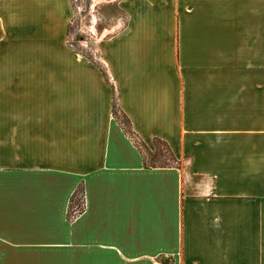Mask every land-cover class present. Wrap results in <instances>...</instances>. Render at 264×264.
Masks as SVG:
<instances>
[{
    "label": "crops",
    "instance_id": "0c3cea01",
    "mask_svg": "<svg viewBox=\"0 0 264 264\" xmlns=\"http://www.w3.org/2000/svg\"><path fill=\"white\" fill-rule=\"evenodd\" d=\"M106 4L94 62L72 0H0V264H264V0Z\"/></svg>",
    "mask_w": 264,
    "mask_h": 264
},
{
    "label": "rangeland",
    "instance_id": "374dc122",
    "mask_svg": "<svg viewBox=\"0 0 264 264\" xmlns=\"http://www.w3.org/2000/svg\"><path fill=\"white\" fill-rule=\"evenodd\" d=\"M107 1L109 0H72L74 15L68 26V45L94 62H98L99 45L102 40L113 33L115 22L119 18L123 19L122 15H116L117 13L106 4ZM116 113L125 124L121 115ZM154 148L153 145L152 154ZM158 151L165 153L164 148L159 144ZM143 153L147 166L160 164L176 166V163L170 159L165 161L158 158V155L152 158L148 153Z\"/></svg>",
    "mask_w": 264,
    "mask_h": 264
},
{
    "label": "trees",
    "instance_id": "16d2710c",
    "mask_svg": "<svg viewBox=\"0 0 264 264\" xmlns=\"http://www.w3.org/2000/svg\"><path fill=\"white\" fill-rule=\"evenodd\" d=\"M114 117L116 118V120L118 121V123L121 125L122 129L124 130V132L128 135V137L133 141V143L138 147V149L140 150V152H142V156H143V161H144V165H146L145 163V159H144V153L146 152L148 153L152 158H155V156L158 155V158L163 159L165 161L167 160H171L173 162L176 163V160L174 159V157L172 156L167 144L159 139H155L153 141V145H154V152L152 154L151 150L148 149L145 144L143 142H141L138 137L136 136V134L131 130L130 125L128 123L127 118L123 115L120 114L121 117L123 118V120L125 121V124H123L122 120L118 117L117 113L114 112ZM158 144L161 145L164 148V151H158ZM150 167H166L169 166L167 164H160V165H149ZM69 218H72L71 214L69 213ZM162 264H171V259L168 258L165 263Z\"/></svg>",
    "mask_w": 264,
    "mask_h": 264
},
{
    "label": "built area",
    "instance_id": "2783aa9c",
    "mask_svg": "<svg viewBox=\"0 0 264 264\" xmlns=\"http://www.w3.org/2000/svg\"><path fill=\"white\" fill-rule=\"evenodd\" d=\"M82 210V198L79 197V203L75 205L72 209H70V214L72 217L78 215Z\"/></svg>",
    "mask_w": 264,
    "mask_h": 264
}]
</instances>
